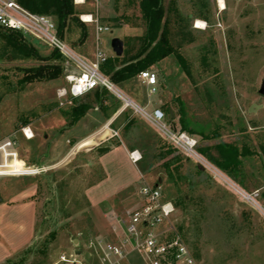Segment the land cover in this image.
<instances>
[{
	"label": "rangeland",
	"instance_id": "rangeland-1",
	"mask_svg": "<svg viewBox=\"0 0 264 264\" xmlns=\"http://www.w3.org/2000/svg\"><path fill=\"white\" fill-rule=\"evenodd\" d=\"M138 1L74 0L79 22L67 29L65 41L89 62L96 61L98 51L116 55L111 46L113 38H120L125 49L130 37L139 38L145 33L146 23ZM223 1L224 7L220 0H175L179 15L174 8L167 12L170 42L187 60L190 74L181 69L173 55L149 68L159 77L156 93H150L138 75L116 85L148 111L156 107L172 110L164 121L174 130H181L178 111L182 101L192 129L203 128L211 136L218 133L207 139L196 135L199 146L224 142L244 151L239 155L240 175L235 181L248 192L258 193L257 200L264 207V97L255 112L249 111L261 97L259 89L264 80V0ZM170 2L164 0L166 9ZM90 11L108 29L98 32L96 22L84 21L83 16L90 15ZM51 16L58 25L56 17ZM197 20L205 23L204 28L196 27ZM82 30L88 32L84 41L80 39ZM1 31L12 35L11 31ZM3 34L0 139L17 138L20 158L25 159L26 165L48 168L40 173L0 176L1 198L2 194L8 198L30 186L36 211L31 244L5 264H55L61 254L86 247L93 237L120 234V224L126 223L136 206L142 183L140 174L147 182L159 185L163 197L173 202L172 221L197 264H264V214L258 208L175 148L142 114L132 107L124 108L125 101L113 92L101 90L96 94L93 90L76 98L67 96L63 98L64 105H60L58 91L69 87L66 71H77L73 63L56 52L49 63L62 65L61 75L27 82V71L48 63L45 59L54 48L32 33H23V41L35 47L43 59L25 57L13 49L5 38L7 34ZM140 43L133 45L138 47ZM97 98H101L103 106L96 103ZM85 102L94 103L100 119L92 116L96 120L93 122L91 114L86 116L81 134L92 141L89 146L80 147L71 139L69 113L72 107ZM110 120L119 136L104 130ZM129 121L132 124L127 128ZM27 123L37 130L36 141L26 140L21 134L20 128ZM101 130L102 138L98 137L100 134L95 136ZM103 145H121L128 153L138 150L142 159L134 165L122 148L107 154L106 166L103 151L97 149ZM168 147L176 152L163 155ZM56 154L62 157L53 159ZM19 166L24 167L20 163ZM137 169V184L122 194L120 199L124 197L125 201L116 205L119 222H109L100 209L90 207L88 191L102 183L109 170L114 186L121 179H136ZM180 199L184 200L177 205ZM27 228L26 220V240ZM53 232L56 236L51 239ZM123 264H143V260L132 252Z\"/></svg>",
	"mask_w": 264,
	"mask_h": 264
},
{
	"label": "built area",
	"instance_id": "built-area-1",
	"mask_svg": "<svg viewBox=\"0 0 264 264\" xmlns=\"http://www.w3.org/2000/svg\"><path fill=\"white\" fill-rule=\"evenodd\" d=\"M86 22H96L97 30L101 32L108 26L101 25L98 18L90 14ZM0 25L6 29L32 33L47 42L54 49H58L68 62H72L75 70L66 71L68 89L58 91L61 99L60 105H64V99L80 97L97 87H106L117 97L125 101L124 108L132 107L152 124L160 134L165 137L175 148L196 160L215 177L222 179L240 197L250 201L264 214V207L257 200L258 193L248 192L238 182L223 172L217 165L211 162L198 150V141L186 131L174 130L166 123V113L161 108L148 111L139 105L128 95L124 94L117 85L100 69V65L108 55L98 51L95 62H89L80 56L67 42L58 35V25L51 15L30 11L16 0H0ZM139 78L149 86L150 93L157 92L158 75L151 69L142 70ZM64 98V99H63ZM165 119V121H164ZM113 121L104 126L111 136H119L118 130L111 127ZM26 139H31L34 134L30 127L21 128ZM17 138L7 136L0 139V176H20L47 171L46 166H28L33 173L20 171L15 173L9 167L10 162L20 159ZM130 160L137 164L142 155L138 150L129 152ZM138 191V204L129 214L125 223L124 233L118 240H109L103 236H96L88 241V245L82 249L73 250L70 254H61L55 264L65 262L67 264H123L129 261V254L135 252L143 260V264H197L196 258L181 238L177 227L172 221L175 206L172 201L163 197L161 187L144 180ZM80 251V252H78ZM88 253V256L86 255Z\"/></svg>",
	"mask_w": 264,
	"mask_h": 264
},
{
	"label": "trees",
	"instance_id": "trees-1",
	"mask_svg": "<svg viewBox=\"0 0 264 264\" xmlns=\"http://www.w3.org/2000/svg\"><path fill=\"white\" fill-rule=\"evenodd\" d=\"M25 8L32 12L53 15L58 21V35L65 40L66 31L72 23L77 24L79 21V12L76 10V4L74 0H16ZM139 7L142 12V17L146 23V30L142 37H130L128 40V46L124 49L123 54L118 56H108L107 59L100 65L101 71L110 76V79L116 83H122L128 81L131 78L139 76L142 70L149 69L150 67L157 66V64L168 56H175L183 71L190 74V67L187 60L182 54L175 50L174 46L170 42L169 28H168V10L175 9L178 12L175 0L169 3L168 9L164 6V0H139ZM93 14V11H90ZM179 15V12H178ZM117 20V19H114ZM2 29L11 31L12 35L7 34L9 44L16 52H19L22 56H36L38 59H43L41 53L35 49V47L28 45L23 41V33L16 30L6 29L0 25V35L3 34ZM3 34V35H6ZM2 36V35H1ZM88 37L87 30H82L81 40L84 41ZM138 47H134L133 44L140 42ZM56 52L60 53L58 49H54L52 54L45 60L48 63H43L38 67L28 70L24 80L27 82H33L35 80L54 79L61 75L63 66L56 63H49L54 59ZM61 54V53H60ZM62 55V54H61ZM101 90L110 91L106 87H97L94 89L95 93H100ZM93 91V90H92ZM91 92V91H90ZM101 98H97V102L102 105ZM94 107V103H81L72 107L70 111V125L76 123L86 112ZM165 113L170 116L169 108H166ZM179 123L182 131H186L194 137L197 135L202 139L211 138L218 133H214L212 136L205 134L203 128L197 130L190 127L191 121L186 115L185 105L182 101H179ZM132 124V121L127 123V128ZM199 142V139L195 137ZM200 153L206 156L211 162L217 165L220 169L227 172L233 179H239L240 171L238 165L240 163L239 155L244 151H239L236 146L226 144L224 142L214 143L207 146H197ZM176 150L172 147H168L162 154L169 155ZM215 152L216 154H214ZM184 200V199H183ZM183 200H177L176 204L180 205ZM56 233H51V239H54Z\"/></svg>",
	"mask_w": 264,
	"mask_h": 264
},
{
	"label": "crops",
	"instance_id": "crops-1",
	"mask_svg": "<svg viewBox=\"0 0 264 264\" xmlns=\"http://www.w3.org/2000/svg\"><path fill=\"white\" fill-rule=\"evenodd\" d=\"M158 84H159V81H158ZM95 109L96 108L94 107L90 108L84 116H82L76 123L71 125V128H69V131L73 132V134H70L73 144L75 143L76 145H79L80 147L89 146V144H91L90 142L92 140L90 139V137L89 136L87 137L86 135L83 136L81 134V130L84 128L83 127L85 124L84 119H86V116H90L91 114L90 119H92L93 122L94 121L96 122V120H95V117L92 118V116H96L97 119H100ZM169 111L170 113H172V110H169ZM25 126L30 127L34 134V136L31 139H26L24 135L22 134L21 128ZM22 127L20 128V132L23 135V137L26 140L36 141L37 130L35 128H32L28 123ZM97 134H100L98 137L102 136L101 135L102 130L100 131V133H96L95 136H97ZM100 148H105V149L100 150ZM122 148L126 151L125 147L121 145H118V146L103 145V146L97 147L98 151H103V155H104L103 163L106 166H107V163L104 160L106 159L105 157L107 156V154L109 155L114 152L120 151V149ZM126 153L130 160L129 153L127 151ZM56 157L61 158L62 155L56 154L54 155L53 159H55ZM20 159H21L20 161H23L26 164L25 159H22V158ZM33 160H35V158ZM20 161L18 160V158H16L10 162L9 167L11 168L12 171L15 172L13 174L20 173V171L24 172L26 170H30V168L27 169L24 166V164L22 165ZM19 163L21 166H24L23 167L24 170L21 169V167L19 166ZM131 163L133 162L131 161ZM137 171H138V176L136 179H132V178L130 180L121 179L119 183L113 186L110 181L112 174L109 170L108 173L110 174L107 176V178H105V180L102 183L94 186L88 191L87 197L90 202L89 204L90 207H92L95 210L100 209L99 211L101 212V214L105 216V218L109 222H112V221L119 222L120 218H119V213L117 212V209H116V205L119 202H124L125 201L124 197H121L120 199V196L124 194L129 188L133 187L134 184H137L138 179H139V170L137 169ZM32 195H33L32 189L30 186H28V187L20 188L19 190L13 192L8 198L3 196V194H2V198L0 197L1 199L0 200V264H5L17 252L24 250L26 247H28L31 244L33 230H34L35 221H36L35 202L32 200ZM5 198L7 199L5 200ZM137 204H138V194H137V199H136V205ZM26 220L28 222L27 240L25 237L26 236V232H25ZM124 228H125V224H120V229H119L121 231L120 234L116 233L114 234V237H112L111 235L112 238L108 236H103V237L109 240H118L123 235ZM116 231L118 232V230Z\"/></svg>",
	"mask_w": 264,
	"mask_h": 264
},
{
	"label": "water",
	"instance_id": "water-1",
	"mask_svg": "<svg viewBox=\"0 0 264 264\" xmlns=\"http://www.w3.org/2000/svg\"><path fill=\"white\" fill-rule=\"evenodd\" d=\"M111 46H112V49H113V51H114V53L116 55L120 56V55L123 54L124 45H123V41L120 38H118V37L113 38L112 41H111ZM259 93H260L261 97L258 100V103H253L249 107V111L250 112H255L256 111L255 107H260L261 106L260 103L262 101V98L264 97V80H262V82H261ZM103 149H105V148H100V150H103ZM159 182H161V179L159 180ZM78 252H80V251H78ZM86 255L88 256V253H86Z\"/></svg>",
	"mask_w": 264,
	"mask_h": 264
},
{
	"label": "bare ground",
	"instance_id": "bare-ground-1",
	"mask_svg": "<svg viewBox=\"0 0 264 264\" xmlns=\"http://www.w3.org/2000/svg\"><path fill=\"white\" fill-rule=\"evenodd\" d=\"M220 5H221V7H224V1H223V0H220ZM85 18H86L87 20H89V19H90V16H89V15H85ZM204 26H205V23H204L202 20H197L196 27H198V28H204ZM20 163H21L22 165L24 164L23 161H20ZM27 171H28V170H27ZM31 172H33V171H31Z\"/></svg>",
	"mask_w": 264,
	"mask_h": 264
}]
</instances>
